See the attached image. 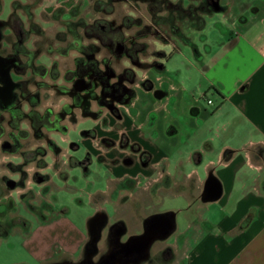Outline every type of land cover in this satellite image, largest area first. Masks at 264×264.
I'll return each mask as SVG.
<instances>
[{
	"label": "crops",
	"instance_id": "obj_1",
	"mask_svg": "<svg viewBox=\"0 0 264 264\" xmlns=\"http://www.w3.org/2000/svg\"><path fill=\"white\" fill-rule=\"evenodd\" d=\"M139 1L148 9L152 6L148 5L149 0ZM217 1L218 10L210 3L209 8L205 6L201 11L203 15L198 11L195 15H186L192 21L189 27L195 31H203L208 24H220L222 34L217 39V36L209 39L207 34L203 35L202 43L208 46L206 52L201 51L193 37L187 34L176 37L194 49L193 67L202 82L198 88H190L179 79L180 69L172 77L163 62L169 56L160 50L155 58L158 62L154 60L147 67V77L138 85L133 84L143 66L138 55L147 53L146 45L133 41L127 46L128 52L122 55L135 69L128 68L119 75L122 84L103 79L98 90L108 97L103 102L100 97L95 100L99 110L107 108V100H114L117 107L110 109L111 114L104 110L97 116L83 117L93 119L95 126L89 131L96 135L117 137L125 133L148 152L145 165L137 155L133 156L132 163H119L121 174L139 177L146 183L163 173L173 184L189 187L192 183L193 196L187 192L181 194L206 204L199 205L200 210L209 211L211 206L207 204L215 203L223 212L216 229L206 230L208 221L204 217L200 225L190 222L195 227L184 229L177 237L182 247L175 249L178 254L174 264H264V0ZM165 11V7L156 10V17L163 19V24L177 19L172 17L168 22ZM184 13L177 14L178 19ZM215 13L223 16L221 22L208 23L204 19ZM196 16L203 21L201 27L196 26ZM105 44L108 43L101 45ZM95 71L99 74L98 67ZM90 88L92 85L88 84L79 90L87 92ZM207 91L217 96L213 113H205L203 106L193 102L195 93ZM86 98V94L79 95L80 105L83 102L84 107L90 105ZM88 111L97 112L92 108ZM79 116L74 124L81 119ZM127 153L126 148L107 150L103 154L104 167L110 173L115 169L116 160ZM77 162L81 167V159ZM207 176L216 182L217 190L211 198L202 201L200 193ZM59 220L43 225L40 234L37 229L35 243L42 237L59 233L62 238L66 237L64 247L59 248L61 251L73 253L81 249L86 240L84 231L73 230L63 222L62 216ZM33 243L29 246L39 256L44 248L38 249Z\"/></svg>",
	"mask_w": 264,
	"mask_h": 264
},
{
	"label": "rangeland",
	"instance_id": "obj_2",
	"mask_svg": "<svg viewBox=\"0 0 264 264\" xmlns=\"http://www.w3.org/2000/svg\"><path fill=\"white\" fill-rule=\"evenodd\" d=\"M0 1L2 4L0 10V53L12 52V49L17 48L19 60L29 65L20 75L12 74L13 79L26 82L32 94V100L36 103L34 109L37 112L41 114L48 109L51 118H60L57 124L55 122L53 124V133L48 132V135L54 139L59 151L46 159L48 167L37 166V172L45 176L47 182L43 184L31 183L30 175L36 169L35 165L32 164L25 167L27 173L25 185L26 189L30 187L31 197L22 200L20 193L23 189L20 187H17L15 191L4 189L3 193L11 194V197L9 198L10 202L4 205L6 216L0 214V219L5 218L0 221V264H35L32 262L52 259L65 254V251H61L59 248L64 247L66 237L62 238L59 233L42 237L35 243L34 238L37 235V229H39L40 234L43 225L58 223L60 216H62L65 220L63 222L68 223L73 230H83L84 235H86L88 218L93 215L95 210L101 209L109 218L112 213L117 216L112 207V182L108 173L101 169L94 158L87 169L77 166V161L85 155L87 149L92 154V149H94L97 155H103L107 151L100 145L98 139L100 136L89 131L95 126L93 119L83 117V115L87 116L86 114L94 117L104 110L111 114L110 109L117 107L114 100H107V108L104 107V109L99 110L95 100L100 97L101 102H103L108 97L98 90L103 85L102 80L107 79L108 83L120 82L119 75L121 73H125L128 68H135L129 64L125 55H121V53L116 55L111 48L99 44L88 34L95 33L99 24L109 26L111 23V27L121 29V36L124 41L121 46H128L132 39L146 45L147 53L145 55L139 53L138 55L139 64L143 65L142 71L137 73L138 76L133 84L138 85L143 78L147 77V67L155 60L160 50L167 57L169 56L163 59L166 69L170 71L169 74L173 77L180 69L181 76L179 79L183 80L190 88H198V84L202 82H200V76H197L193 67V63H195L194 49L191 46H186L182 40L176 37L178 35L186 37L187 34L193 37L192 39L199 45L202 52H206L208 46L202 43L203 35L207 34L209 39L217 36L215 37L217 39L222 32L220 24L217 23L208 24L207 28L201 32L189 27L192 25V21L186 15L190 13L195 15V12L198 11L201 16L204 7L209 8L210 4L207 5L204 1V5L202 0H167L169 1V9L176 7L177 12L183 13L185 11L181 20L178 19L177 12L173 14H171L172 12H163L168 22L170 17L177 18L175 21L171 20L168 25L162 22L153 24L149 9L145 3L139 0ZM11 12L18 14L21 19L23 31L21 32V45H17L20 34L18 35L5 24ZM204 19L208 23L212 21L221 22L223 16L215 13L213 16H204ZM198 20L199 17L196 16L195 21ZM158 40L162 42L158 43ZM208 44L212 45L209 42ZM115 45L116 43L113 47ZM88 61L96 63L99 74L87 73V68H84L86 71L83 70L82 67ZM78 80H83L86 87L95 82L98 85L97 89L90 88V91L82 92V90L80 92L74 87ZM85 94L88 96L86 99L90 103L88 105L90 107L87 105L84 107V102L83 105H75L76 98ZM202 94L204 93H195L193 98ZM205 95L206 98L212 100V104L207 105L204 100L200 102L199 106L204 107L205 113H213L212 106L216 105L217 96L210 91H207ZM64 106L71 108L64 110ZM88 108L97 110V112H89ZM24 109L28 111L30 108L26 106ZM80 114L81 119L74 124ZM4 128L5 133H0V188L3 187L2 177L17 180L18 175L14 173H18L21 168L23 169L19 157H15V152L2 151L1 143L7 139L6 133L17 131L8 123L4 124ZM19 128H21L19 131L22 134L27 133V139L23 143L25 149L31 150L43 144V139L34 135L29 120L24 119ZM42 131L46 133L45 129ZM88 133L94 136L87 137L86 134ZM40 161L42 162V158L38 155L37 163L40 164ZM172 173L176 175L174 171ZM24 175L22 180H24ZM183 190L191 192L192 189L188 187ZM92 194L93 197L90 198ZM144 204V208L148 211L172 210L176 212V231L165 241L170 244L176 242L177 237L184 229L195 227L190 222L200 225L201 218L204 217L208 221L206 230H211V228L216 227V223L223 215L215 203L207 204V206H211L209 211L200 210L199 205L204 207L206 204H201L196 198L190 200V197L177 193L175 187L161 191L157 203L150 199ZM4 206L3 203H0V212H3ZM62 211L63 213H60ZM124 215L136 224L139 223L136 212L130 207L126 213L124 211ZM203 228L205 229V226ZM31 241H34L33 245L37 246L38 249L44 248L46 250L43 249L40 252L41 255L35 256V249L29 246ZM165 242L161 244H166ZM178 245L179 248L182 247L180 240ZM79 252L80 249L73 252L71 257L76 258ZM151 254L156 255L157 253L155 251L149 252V258ZM176 254L178 253L175 251L165 252L163 262L145 264H174L177 259ZM81 255H84L82 245Z\"/></svg>",
	"mask_w": 264,
	"mask_h": 264
},
{
	"label": "flooded vegetation",
	"instance_id": "obj_3",
	"mask_svg": "<svg viewBox=\"0 0 264 264\" xmlns=\"http://www.w3.org/2000/svg\"><path fill=\"white\" fill-rule=\"evenodd\" d=\"M128 1V0H126ZM147 0L151 12V21L153 24L161 23L164 21L161 18H157L156 10L163 7L167 8L168 12L177 11L174 7L169 9V1L163 0ZM214 0H206V3H213ZM180 16V11L177 13ZM172 18V17H170ZM169 18V20H170ZM22 32V31H21ZM18 39L17 45L22 44L21 33ZM89 37H95L101 44L107 45L111 48L116 55L119 53L126 54L128 47L121 46L123 43V37L121 36V29L119 27L98 25L95 33L88 34ZM139 35V34H138ZM27 38H25L26 40ZM133 43V39L130 40ZM116 45L113 47V45ZM113 44V45H112ZM117 51V52H116ZM19 50L17 48L12 49V52L5 54L0 53V133H5L4 124L8 123L12 125L17 131H10L6 133L7 139L1 143L2 151L15 152L16 156L19 157L21 164V170L18 173V179H10L2 177L3 187L0 188V203L3 206L10 202L11 194H3L4 189L9 191H15L17 187L23 190L20 193L22 200H27L31 197L30 187L26 189V166L32 164L35 165L36 169L31 173V183L43 184L46 181V177L37 172V166L44 168L48 167L47 158L52 157L53 154L59 151L56 146L54 139L48 135L53 133V124H57L60 118H51L50 110H45L43 113H39L34 109L35 101L32 100V94L29 91L26 82L24 80H14L12 74H18L24 72L29 67L25 63H22L17 57ZM31 67V66H30ZM87 68L85 71L96 72V63L94 61H88L84 67ZM85 86L83 80L74 84L76 89H80ZM96 86L93 82L92 88ZM35 97H37L35 95ZM80 100L76 98L74 101L75 105L80 104ZM30 108L28 111L24 107ZM64 110L70 109V106H64ZM69 111V110H68ZM62 116V115H61ZM59 116V117H61ZM63 117V116H62ZM24 119L29 120L30 127L34 130V135L37 138L43 139V144L32 148L31 150L25 149L23 143L27 139V133L22 134L19 131L20 124L23 123ZM45 129L46 133L42 130ZM64 129V128H62ZM88 137H93L91 134H86ZM100 145L106 150L111 149H128V153L124 154L117 159L114 163L115 169L111 170L110 173L107 168L104 167V156L93 155L89 149L81 158V168L87 169L91 162L97 161V164L101 167L104 172L108 173V176L112 182V193L111 197L112 207L114 213L109 218L101 209L95 210L88 220V226L93 230L86 233V240L83 245L84 255H81V249L76 258H72L71 255L74 253L65 252L64 255L46 260H37L32 263L35 264H145V263H160L163 262L165 252H173L178 248V240L174 244L166 243L165 241L176 231V212L175 211H148L144 208V202L152 200L158 202V197L161 191H167L172 187L177 189V193L187 192V195L192 197L193 185L190 183L189 188L191 192L183 189L181 184L171 181L170 177L161 174L153 181H147L146 183L140 180L139 177H130L120 173L122 167H118L123 163L134 162L135 155L138 156L139 160L143 165L147 163L149 158L148 152L141 149V143L139 141L131 140L125 133L119 134L117 137L106 135L98 138ZM92 154V155H91ZM40 155L42 162L37 163V156ZM52 155V156H51ZM118 163V164H117ZM120 163V164H119ZM118 167V168H117ZM120 169V170H118ZM25 174V175H24ZM24 175V180L23 178ZM139 178V179H138ZM217 190V184L213 181L212 177L207 176L203 183V187L200 193V199L206 201L211 198ZM154 204V203H153ZM148 206V205H147ZM131 208L136 212L138 224L133 220H130L124 215V211ZM1 215L6 214V207L4 206ZM6 216V215H5ZM92 217V219H91ZM94 217V218H93ZM5 218H1V220ZM5 223V222H4ZM100 225L99 230H95L94 226ZM26 228V227H24ZM91 232V233H90ZM166 244H161V243ZM146 246H148V254L145 253ZM155 251L157 254L152 255L149 258V252ZM146 254V255H145ZM90 255H92L90 257Z\"/></svg>",
	"mask_w": 264,
	"mask_h": 264
},
{
	"label": "trees",
	"instance_id": "obj_4",
	"mask_svg": "<svg viewBox=\"0 0 264 264\" xmlns=\"http://www.w3.org/2000/svg\"><path fill=\"white\" fill-rule=\"evenodd\" d=\"M1 7H2V4L0 1V10H1ZM20 22H21V19L19 18L18 14H16L15 12H11L8 15L7 20L5 21V24L7 25V27H9L11 30L15 31L19 35L20 32L22 31ZM202 24H203V21L201 18H199V20L196 22V26L201 27Z\"/></svg>",
	"mask_w": 264,
	"mask_h": 264
},
{
	"label": "built area",
	"instance_id": "obj_5",
	"mask_svg": "<svg viewBox=\"0 0 264 264\" xmlns=\"http://www.w3.org/2000/svg\"><path fill=\"white\" fill-rule=\"evenodd\" d=\"M204 100H205L207 105L212 104V100L209 98H206L205 94H202L201 96L194 98V104L199 106L200 102L204 101Z\"/></svg>",
	"mask_w": 264,
	"mask_h": 264
},
{
	"label": "water",
	"instance_id": "obj_6",
	"mask_svg": "<svg viewBox=\"0 0 264 264\" xmlns=\"http://www.w3.org/2000/svg\"><path fill=\"white\" fill-rule=\"evenodd\" d=\"M212 4H213L214 9H217V10L219 9V4H218V1H217V0H214V2H213ZM93 218H94V217H93ZM91 219H92V217H91ZM87 223H89V220H88ZM94 229H95V230H99V229H100V225H97V226H96V224H95ZM88 230L91 231V230H93V228H90V227L88 226ZM90 233H91V232H90ZM147 248H148V246H146V251H145L146 254H148V250H147ZM146 254H145V255H146Z\"/></svg>",
	"mask_w": 264,
	"mask_h": 264
}]
</instances>
